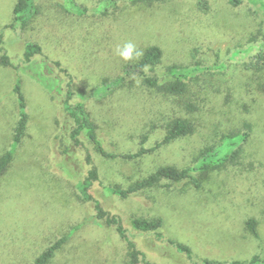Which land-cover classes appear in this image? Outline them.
<instances>
[{
	"label": "rangeland",
	"instance_id": "1",
	"mask_svg": "<svg viewBox=\"0 0 264 264\" xmlns=\"http://www.w3.org/2000/svg\"><path fill=\"white\" fill-rule=\"evenodd\" d=\"M16 1L0 0V36L5 37L6 52L13 64L4 67L0 63V156L16 149L13 135L19 108L13 88L18 80L27 99L30 126L24 142L16 149L12 166L0 180V264H34L53 243L84 220L86 226L74 234L50 264H128L126 242L115 228L95 221L92 204L80 198L77 184L90 169L83 162L86 149L92 151L101 176V184L96 183L92 189L93 195L110 214L120 219L147 261L194 264L170 245V240L188 246L195 264L264 258L263 95L256 96L259 110H254V104L251 117L243 110L245 114L240 113L237 120L225 125L241 132L248 131L242 127L241 120L254 125L247 144L242 145V165L214 174L203 181L200 189L163 181L157 188L127 199L109 195L106 188H127L163 166H193L200 152L215 138L211 128L200 129L195 136L163 146L137 163L103 160L88 141L84 142V149L70 142L68 133L72 123L63 108L67 74H70L76 94L71 104H89L88 111L108 151L135 152L141 137L147 134L150 136L147 147L155 146L164 136L162 126L166 121L163 118L148 121L145 116L149 110H142L167 97L148 88L142 76L132 75L119 92L113 88L87 101L82 97L122 76L127 67L137 63L146 49L154 45L163 49V58L158 66L147 68L145 73L161 82L171 67L198 69L191 82L204 94L213 96L238 81L253 83L252 76L257 75L263 82L264 72L254 70L257 55L264 48V13L259 6L250 0H242L237 8L229 0H209V9L204 11L198 0H171L141 15L134 7L136 10L127 12L129 18L119 22L117 32L98 41L92 49V40L89 38L84 44V38L89 31L99 35L97 27L101 24L79 20L76 9L67 0L35 2L39 10L51 6L59 11L58 15L51 14L58 17L55 21L59 19L58 23L53 21L60 26L59 31L50 27L41 33L39 19L34 24L36 31L29 30L22 36L11 28L6 29L13 22ZM102 3L110 5L108 0H75L77 8L88 11L92 17H99L97 8ZM122 16L125 17L124 13ZM64 17L70 20L62 21ZM40 33L43 54L25 65V46L33 41L30 37L37 38ZM128 42L135 45V51L133 58L126 61L117 50H122ZM136 52L141 55L136 56ZM115 96H120L119 111L132 106L128 103L130 96L143 102L134 110L140 119L116 118L111 111ZM217 97L223 100L221 95ZM132 218L163 219L162 240L153 233L134 230ZM250 219L258 222L259 238L248 231Z\"/></svg>",
	"mask_w": 264,
	"mask_h": 264
},
{
	"label": "trees",
	"instance_id": "2",
	"mask_svg": "<svg viewBox=\"0 0 264 264\" xmlns=\"http://www.w3.org/2000/svg\"><path fill=\"white\" fill-rule=\"evenodd\" d=\"M36 1L37 0H17L13 9V22L6 29L11 28L19 36H22L29 30L32 32L36 31L35 22L39 19L42 22L40 29L41 33L50 27L56 30L58 29L59 31L60 26L55 24L56 22L58 23L59 19L55 21L58 17L53 18L54 16L51 15H58L59 11H55L51 6L47 8L42 6V9L39 10L38 6H36ZM67 1L71 8L76 9V15H78L77 18L79 20H83V22L87 20L93 25L101 24V26L97 27L99 35H92L89 31V34L84 38V44L87 43L89 38L92 40L90 48L93 49L96 47L98 41L111 34V36H113V33L117 32L120 25L119 22L129 18V11L136 10L133 9L134 7L139 9V15H141L171 0H108V4L110 5L104 6L102 3L97 8L98 14L96 15H99V17H92L88 15V11L77 8L75 0ZM198 1L202 10L207 11L209 9V0ZM250 1L259 6L260 10L264 13V0ZM229 2L232 6L237 8L242 3V0H229ZM32 9H35L33 13ZM123 13L125 17L122 16ZM133 15H135V13ZM71 16L73 17V15ZM63 20L69 21L70 18L64 17L62 21ZM31 26L33 27L30 29ZM70 27L72 28V26ZM41 33L37 38L34 36L30 37L33 41L26 44L23 56L25 65L30 64L37 55L43 54V47L39 44L42 38ZM5 47V37L1 35L0 63L4 67H13ZM162 58L163 49L159 45L151 46L146 49L137 63L126 68L122 76L118 77L113 82L105 83L104 86L96 90L93 94L82 97L87 101L113 88H116V91L119 92L120 88L125 86L127 79L132 75L142 76L143 82L148 88L156 89L163 95H166L167 99L163 102L151 106L150 109L146 107V109L142 110H149L148 114H146L147 116L144 115L145 118H148V121L160 118L166 121L162 126L164 130L163 138L158 141L155 146L150 148L147 147L150 136L148 134L144 135L141 137L138 150L135 152L115 153L106 149L103 140L100 138L98 125L92 119L88 111L89 104H87V102L71 104V101L76 95L73 87L74 78L70 74H67L69 81L65 86L66 93L63 98V108L65 114L72 123L71 130L68 133L70 142L76 147L84 149L86 148L84 142L88 141L93 146V151L103 160H125L137 163L153 155V153L163 146L195 136L197 133L201 132L200 129L208 130V128H211V134H213V138L215 137L210 146L204 148L200 152L193 166L185 168H177L175 166L160 167L148 177L135 181L127 188H122L120 186L107 187L106 191L109 195L127 199L131 196L144 193L147 190L157 188L163 181H169V183L176 186L185 183L195 189H200L203 181L211 179L214 174H220L232 166L242 165V145L247 144L254 125L246 119L241 120L242 127L247 129V132L233 129V126L228 128L225 127V125H229L231 121L237 120L240 113H247V115L251 117L250 109H253L252 106H254V104H256L254 110H259L256 96H259V94L264 96V81L260 82L259 77L256 75V78L252 76L251 80L253 83H251V81L248 83L242 80L240 82L238 81L237 84L226 86V88H223L220 92L215 93V96L204 94L193 85V81L191 82L193 74L198 71L196 68L179 70L177 67H171L166 72V79L163 82L157 77L147 76L145 70L158 66ZM54 65L60 67L59 63ZM254 70L258 73L264 72V48L262 52L257 55ZM64 72L67 71L65 70ZM13 92L16 95L19 108V120L13 135V144L16 146V149H18L28 135L30 115L28 112L27 99L19 80L14 85ZM236 94H240L241 97L237 98L238 95L236 96ZM217 95H221L223 100H220ZM252 96H254V98L251 100ZM115 97H117L114 99L116 100L115 106L112 107L111 111L116 118L124 116L134 121H137L138 118L140 119V116L136 115L134 110L142 106L143 102H139L136 98L130 96V98H128L129 101H127L132 104L130 107L131 109L128 108V110L119 111V102H117V99L120 96ZM250 101L252 103H250ZM243 110L245 113L242 112ZM16 149L15 151L8 150L0 156V180L12 166L16 158ZM83 155V162L87 167L89 166L90 169L87 171L86 178L80 180L77 184L81 200L84 203L92 204L93 211H95V221H100V223L106 227L115 228L121 239L126 242L128 248V264H153L147 261L145 253L138 248L137 244L128 235L120 219L110 214L102 206L101 201L96 199L93 195L92 189L96 183L99 185L101 184V176L98 168L94 165L95 160L92 151L86 149ZM251 167H253V165H251ZM255 169H257L256 166L254 170ZM130 222L132 228L137 232L142 234L153 233L162 240L161 230L164 226L163 219L132 218ZM86 224L87 220H84L74 226L67 234L53 243L39 258H37L34 264H50L71 240L74 234L86 226ZM247 228L251 234L259 238L257 220H248ZM168 243L174 246L180 253L186 255L188 259L195 264L193 252L188 246L173 240L168 241ZM198 264H264V258L255 256L249 261H235L232 263L202 261Z\"/></svg>",
	"mask_w": 264,
	"mask_h": 264
},
{
	"label": "clouds",
	"instance_id": "3",
	"mask_svg": "<svg viewBox=\"0 0 264 264\" xmlns=\"http://www.w3.org/2000/svg\"><path fill=\"white\" fill-rule=\"evenodd\" d=\"M119 55L124 59V60H131L133 58V53L135 51V45L131 42H128L124 45L123 49H118L117 50ZM141 53L136 52V56H140Z\"/></svg>",
	"mask_w": 264,
	"mask_h": 264
}]
</instances>
